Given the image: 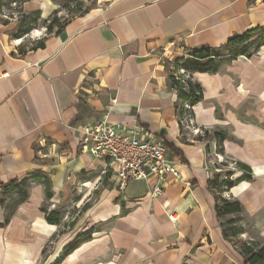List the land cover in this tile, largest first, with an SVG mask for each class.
I'll list each match as a JSON object with an SVG mask.
<instances>
[{"label":"crops","instance_id":"0c3cea01","mask_svg":"<svg viewBox=\"0 0 264 264\" xmlns=\"http://www.w3.org/2000/svg\"><path fill=\"white\" fill-rule=\"evenodd\" d=\"M56 4L31 0L24 9L47 19ZM258 27L264 0H111L21 56L0 17V186L29 179V198L9 223L5 208L16 200L0 189V264H246L230 239L256 234L264 243V47L218 73L191 74L203 88L196 105L180 100L171 78L195 50ZM105 116L162 137L182 180L155 201V178L124 194L112 176L104 185L103 164L81 151L80 131ZM41 172L49 201L32 177ZM231 173L245 178L229 182ZM216 196L242 205L238 238L224 236L223 220L236 216L218 217ZM45 209L61 212V223L49 224ZM84 233L91 240L63 256Z\"/></svg>","mask_w":264,"mask_h":264},{"label":"trees","instance_id":"16d2710c","mask_svg":"<svg viewBox=\"0 0 264 264\" xmlns=\"http://www.w3.org/2000/svg\"><path fill=\"white\" fill-rule=\"evenodd\" d=\"M31 0H0V17L2 19L3 24L9 25L11 20H15L14 13H18L21 17L19 22L21 26L29 23L31 27L37 25V22L41 16L39 11L26 13L24 10V6L26 3ZM57 2L58 0H53ZM17 3L16 8H12V4ZM9 12L8 19L3 18L5 13ZM89 12V11H88ZM56 13V11L54 12ZM87 13V12H86ZM85 13V14H86ZM68 22H61L59 18H53L51 21L45 20L44 28L46 29V36L43 39H39L32 48L28 49L24 46L18 48V53L21 56L26 55L29 51H36L38 49L45 48V41L47 37L51 35H60ZM35 28V27H34ZM32 29H28L23 33L24 36L28 35ZM37 30V29H33ZM257 34H262L261 37L257 41V46L254 49V52L249 53V50L252 48V45L249 44L252 37ZM264 47V27H258L253 30L246 32L243 35H235L228 40V42L220 48H209L202 47L198 50H195L191 55L190 59L194 63V66H178L177 74L171 78L172 87L178 91V95L180 100L190 103L191 105L198 104L203 99V88L202 86L196 82L192 75L189 76L188 79H185L182 74H180V70L184 69L190 74L195 72H206V73H218L225 63H230L232 61L237 60L240 56H244L247 58L252 57L254 54L259 53L261 48ZM182 60H178L180 62ZM189 109V108H186ZM188 119L193 120V114H188ZM202 136L207 135V131L203 130ZM201 136V134H199ZM214 138L218 140V145L223 141V134L215 133ZM168 146V145H167ZM169 148V147H168ZM239 167L242 170H247L248 168L239 164ZM32 177L36 181H42L45 185V194L46 200H51L53 198L52 192V184L50 178L44 173H35L32 174ZM245 176H241L239 179H243ZM211 187H215L216 184L212 182L210 184ZM229 187V186H228ZM29 179H24L21 182H13L8 186H0V189L4 191L6 195H12L15 197V204L12 206H8L6 209V223H9L12 216L14 215L17 206L28 200L29 198ZM4 203L0 202V206H3ZM46 214V220L49 224L59 225L62 221V213L54 210L48 212L46 209L44 210ZM216 213L218 217H227V216H236L234 219H230L227 221L228 225H231L228 229L225 228V225L222 224L224 236L227 239L238 238L240 234L243 233V229L239 228L237 223L241 221V215L243 214V207L240 202L236 200H227L216 196ZM93 234L84 233L80 239L74 242L72 245L68 246L63 250V256H68L73 253L78 247H80L81 243L84 241L91 240ZM236 245V244H234ZM240 254L244 258L246 264H264V243L250 240L249 242H243L240 248Z\"/></svg>","mask_w":264,"mask_h":264},{"label":"built area","instance_id":"2783aa9c","mask_svg":"<svg viewBox=\"0 0 264 264\" xmlns=\"http://www.w3.org/2000/svg\"><path fill=\"white\" fill-rule=\"evenodd\" d=\"M16 7L17 3H13L12 8ZM8 16L6 12L3 18L8 19ZM180 72L185 74L184 69ZM194 132L196 135L204 133L200 129ZM80 133L81 151L102 162L104 173H111L114 188L120 194L125 193L131 182L155 178L156 182L148 192L150 200L155 201L163 195L168 184L182 180L179 162L165 140L139 123H114L105 116L98 123L83 127ZM170 220L176 221L171 216Z\"/></svg>","mask_w":264,"mask_h":264},{"label":"rangeland","instance_id":"374dc122","mask_svg":"<svg viewBox=\"0 0 264 264\" xmlns=\"http://www.w3.org/2000/svg\"><path fill=\"white\" fill-rule=\"evenodd\" d=\"M111 0H58L56 3V6L58 7V11H56V13L51 14L47 19H43L42 16H40L37 25L31 27L29 25V23H26L25 25L21 26V23L19 22V20H21V17L19 16V14H16V19L15 20H11L10 24H9V34L11 36L12 39H14V41H16L17 44H19V48L21 46H24L25 48L30 49L32 48V46L39 40V39H43L46 36V29L43 27L44 26V22L45 20L51 21L53 18H59L60 21L63 22H69L71 19L75 18V17H79L84 15L86 12L90 11L91 9H96L99 8L100 6H105L107 4L110 3ZM9 14V12H8ZM35 27V28H34ZM28 29H32L30 31V33L26 36L23 35V33L25 31H27ZM33 29H37V30H33ZM262 34H257L254 35L251 39V41L249 42L250 45H252V48L249 50V53L254 52L255 47L257 46V41L258 39L261 37ZM18 40H20V42H17ZM190 55L187 59H184L183 61L180 62H176L174 64L179 65V66H185V67H189V66H194V63L192 62V60L190 59ZM226 64V63H225ZM224 64V65H225ZM223 65V67H224ZM223 69V68H222ZM181 73V72H180ZM185 74L183 75L185 79H188L189 76L191 75L189 72H187L185 70L184 72ZM237 174V173H236ZM234 175L235 174H229L228 176V180L229 182H234ZM103 183L104 185L107 186H113L112 185V181H111V173L110 172H106L105 175H103ZM240 174H237L236 177H239ZM76 196H70L68 198H66V200H63L60 203V207H68L70 204V200L72 198H74ZM86 203H80L78 206H80L78 209L75 207L76 204L71 205L73 208H75V210H80L83 209ZM47 206V205H46ZM48 207V206H47ZM73 209H71L68 212H71V214H74ZM75 213H78L77 211H75ZM70 220V219H69ZM223 223L226 224V228H228L227 225V220H223ZM252 237L255 238L256 241L263 243V241L260 239V237L256 234H252ZM233 241V243L236 244L237 246V250L240 252V248L243 242H249V240L247 241H241L238 239H230ZM49 251H51V249L46 250V253L44 256H47L49 254ZM45 258V257H44ZM46 261V260H45Z\"/></svg>","mask_w":264,"mask_h":264},{"label":"bare ground","instance_id":"6f19581e","mask_svg":"<svg viewBox=\"0 0 264 264\" xmlns=\"http://www.w3.org/2000/svg\"><path fill=\"white\" fill-rule=\"evenodd\" d=\"M17 42H20V40H18Z\"/></svg>","mask_w":264,"mask_h":264}]
</instances>
